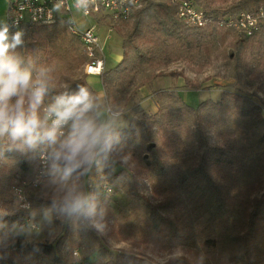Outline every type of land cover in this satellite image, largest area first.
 Listing matches in <instances>:
<instances>
[{
  "label": "trees",
  "instance_id": "16d2710c",
  "mask_svg": "<svg viewBox=\"0 0 264 264\" xmlns=\"http://www.w3.org/2000/svg\"><path fill=\"white\" fill-rule=\"evenodd\" d=\"M181 1L185 0H142V6L133 9L131 16L125 20H114L104 14L98 16L99 21L107 20L111 28L116 23L130 27L129 32L123 34L122 59L115 68L109 70L115 71L114 76L104 74V71L100 75L108 112H113V109L120 106L122 109L127 107L150 78L148 75L137 80L136 76L146 67L155 68L161 65L170 49L176 51L177 57H183L179 50L185 48L187 54H184V59H188L189 55L205 50L208 42L226 32L232 31L242 37L238 41L258 37V43L249 54V62L256 74L261 69L264 70V67L261 68L264 65V21L259 22L250 36L218 24L219 19L226 14L264 10V0H251L254 6L250 8L243 1L224 10L211 8L217 0H186L206 14L208 22L201 27L181 20L178 16V5ZM116 28L120 30L118 25ZM18 29L24 30L25 36L23 48H17L16 51L27 62L36 67H47L49 62L62 65L60 69L52 70L55 90L46 98V103L66 86L84 84L92 89L85 82V73L76 76L83 69L87 57L80 37L70 29L68 14L62 12L51 24H33L29 29L21 27L11 30ZM129 52L134 53L132 57ZM158 75H161L159 71L156 73ZM260 83L264 86V79ZM225 92L221 93L218 101L206 103L207 106L203 101L196 108H192L182 101L178 92L166 89L156 91L153 111L141 108L134 110V120L124 127L123 152L120 153L122 157L130 155L132 164L121 166L120 160L111 157L106 167L110 176L125 180L122 182L125 185L122 192L129 202L124 208H120L116 219L120 222V227L117 228L121 233L125 229L129 230L130 234L123 233L126 239L145 241L155 234L157 239L159 234L171 237L175 229L187 228L186 222H179L178 217L173 215L174 201L178 198L174 191L179 190L185 192V198L188 193L197 196L198 215L208 214L205 228L218 231L214 238H204L201 241L203 245L214 248L235 246L240 251L239 262L243 260L247 264H254L247 259L250 252L254 253L259 249L261 254L264 251V191L259 196H246L230 202L216 181L217 170L221 169L224 172L231 171L228 176L231 181H227V184L234 186L233 189L236 180L250 175L253 179L251 184L248 181L249 185L263 182L264 130L259 133V129L264 128V102L253 94ZM206 108L217 116V124L229 131L233 141L230 139L223 146L208 143L202 117ZM186 130L190 133V138L185 136ZM5 148L6 142L0 144V224H3L0 228V264H16L11 258L9 248L3 245L4 237L13 226L28 220L27 210L30 203L24 204L25 195L28 199L25 188L32 187L41 171L46 177L47 166L42 167L38 156L29 158L17 151H6ZM189 149H196L198 154L190 156V153L185 152ZM141 175L146 176L158 195L165 197L152 202L140 192L137 178L142 177ZM17 187L20 196L16 191ZM103 189L105 193H111L109 186L105 185ZM96 239L99 245L89 253L94 256L92 260L89 255L82 258L76 251L72 255L77 261L62 258L56 254L55 246L49 242L23 244L17 241L15 245L21 252L31 248L46 254L52 258L54 264H141V261L146 264L139 253H115L101 238ZM115 254L117 255L114 256ZM102 257L106 259L101 261ZM165 264L194 263L184 256H175Z\"/></svg>",
  "mask_w": 264,
  "mask_h": 264
},
{
  "label": "rangeland",
  "instance_id": "374dc122",
  "mask_svg": "<svg viewBox=\"0 0 264 264\" xmlns=\"http://www.w3.org/2000/svg\"><path fill=\"white\" fill-rule=\"evenodd\" d=\"M73 1L71 0V6ZM243 1L247 3L249 8L254 6L251 0H217L214 1L211 8H218L220 10L230 9V6H235ZM102 14L107 16L106 13ZM71 15L80 29L94 25L105 58L104 74L108 73L110 76H114L115 71L109 70L115 68L122 59L121 43L124 40L123 34H127L130 27L122 23H116L111 28L109 23L107 24V20H98L101 15L96 18L93 17L94 15L83 16L76 9H72ZM116 25H118L120 30H117ZM109 28L111 29L110 31ZM238 39H242V37L235 32H226L208 42L205 50L194 55H189L188 59H184V54H187L185 48L179 50L183 54V57H177L176 51L170 49L168 54L163 58L161 65L155 68L146 67L143 72L136 76L137 80H142L144 76L148 75L150 78L143 87L141 86L134 99L129 102L126 108L122 109V106H120L117 109H113V112L116 111V116L121 119L122 124L129 126V123L135 118L132 117L135 115L134 110L141 108L153 111V103L156 102V91L166 89L173 90L175 93L178 92L182 101L192 108H196L203 101H205V106L210 104L211 101H218L223 91H226L225 93L227 94H253L255 98H259L264 102V86L260 83L264 79V70L261 69L264 65L261 66V70L256 74L249 62V54H251L252 48H255L258 43V37L249 39L248 41H238ZM133 54L129 52L130 57ZM47 67L56 70L60 69L62 65L49 62L47 63ZM158 71L161 73L160 76H156ZM81 74H84L83 69H80L76 76ZM85 82L94 91H103L100 76L86 75ZM102 96V98H99L98 103L102 106V110L107 116L110 112L107 111L104 92ZM150 104L151 106H149ZM202 117L209 144L223 146L230 139L233 141L229 131L217 124V116L211 114L207 108L203 111ZM263 130L264 128L261 127L259 133H262ZM189 134L186 130L185 136L189 137ZM185 152L190 153V156L198 154L196 149H189ZM112 158L114 160H121L122 156L114 154ZM107 164L108 162L102 163L99 168H94L91 173L81 176L78 181L85 190L95 192L100 202L106 208L108 228L103 234H97L90 226H83L73 219L61 221L54 217L51 224L44 219V210L51 207L55 187L50 183L48 174L37 185L33 184L32 187L27 186L25 188L27 190L26 194L28 193V199L25 195L24 204L29 205L30 203V207L27 210L29 214L28 220L22 224L18 223L13 226L6 233L7 236L5 235V242L3 244L9 248L12 254L11 258L16 264H54L52 258L37 250L30 248L21 252V249L16 248L15 244L17 241L23 242V244L37 241L49 242L55 246L54 248L58 256L67 258L70 261H77L72 252L76 251L82 258L87 257L90 251L99 245L97 237L101 238L106 246L115 253L119 251L126 253L134 251L139 253L146 264H165L170 258L175 256H184L194 264H247L243 260L239 262L240 251L235 246L214 248L201 243L207 236L214 238L218 231L207 230L205 228V220L208 214L198 215L197 204H199V200L197 196L188 193V196L185 198V192L179 190L174 191L178 195V198L174 201L175 213L173 215L178 217L179 222L181 221L183 224L186 222L187 228L183 229L179 227L177 230L175 229V231H172L173 236L171 237H164L162 234H159L160 236L157 239V234H155L146 238L145 241L136 238L126 239L123 233L130 234V232L128 229H125L121 233V230L117 228L120 222L116 219L120 213V208H124L129 202L128 197L123 193L125 185L123 186L122 182L125 180L110 176L106 172ZM230 173L231 171L224 172L218 169L216 179L221 192L226 199L229 198L230 202L246 196H259L264 191V174L263 182L259 185H249L248 181L251 184V180L253 179V176L250 175L245 179L236 180L235 188L233 189L234 186L231 187L227 184L231 181L228 177ZM141 176L137 178V187L140 192L145 194L152 202L165 197L158 195L157 190L153 188L150 182L148 183L145 175ZM14 182L16 184V180ZM105 185L111 188V193L104 192L103 188ZM16 189L19 188L17 187ZM177 200H180L179 203L176 202ZM204 204L205 208H207L205 202ZM259 251L258 249L254 253L250 252L247 256L248 261L254 264H264V251L261 254ZM88 257L92 260L94 256L90 254ZM104 258L102 257L100 260L104 261L106 259ZM139 263L143 264L142 261Z\"/></svg>",
  "mask_w": 264,
  "mask_h": 264
},
{
  "label": "clouds",
  "instance_id": "9594fccd",
  "mask_svg": "<svg viewBox=\"0 0 264 264\" xmlns=\"http://www.w3.org/2000/svg\"><path fill=\"white\" fill-rule=\"evenodd\" d=\"M88 2L75 0L85 11ZM11 29L0 19V144L6 142V151L45 162L55 186L51 207L43 213L49 224L54 217L73 219L103 234L108 228L106 208L78 181L123 152L126 125L113 113L106 116L98 93L84 84L66 86L46 103L55 90L52 69L27 62L16 51L24 46L25 32ZM130 163V155L120 160L121 166Z\"/></svg>",
  "mask_w": 264,
  "mask_h": 264
},
{
  "label": "built area",
  "instance_id": "2783aa9c",
  "mask_svg": "<svg viewBox=\"0 0 264 264\" xmlns=\"http://www.w3.org/2000/svg\"><path fill=\"white\" fill-rule=\"evenodd\" d=\"M141 1L89 0L87 11H85L77 8L75 0L72 6L70 4L71 0H7L6 21L12 28L22 27L29 29L33 24L54 23L61 13L65 12L70 18V29L72 33L80 37L83 51L87 57L83 72L86 75L100 76L105 68V58L95 27L91 25L80 29L76 25L74 18H72V9L80 11L83 16H100V14L106 13L108 17L114 20H125L131 16L133 9L140 6ZM53 5H55V9H53ZM178 16L189 25L201 27L208 22L203 10L186 0L179 3ZM261 21H264V10L262 9L252 12L243 11L236 14H226L219 19L218 24L250 36ZM41 165L44 168L46 164L41 160ZM43 177L44 173L41 171L34 185H36V182L41 181ZM16 191H18L20 196L19 189Z\"/></svg>",
  "mask_w": 264,
  "mask_h": 264
},
{
  "label": "crops",
  "instance_id": "0c3cea01",
  "mask_svg": "<svg viewBox=\"0 0 264 264\" xmlns=\"http://www.w3.org/2000/svg\"><path fill=\"white\" fill-rule=\"evenodd\" d=\"M6 11H7V0H0V19H5L6 20ZM96 93H98L99 98L103 97L102 96L103 91L96 92ZM149 106H151V104Z\"/></svg>",
  "mask_w": 264,
  "mask_h": 264
}]
</instances>
